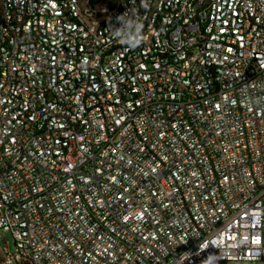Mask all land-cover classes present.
Returning <instances> with one entry per match:
<instances>
[{
    "label": "built area",
    "instance_id": "1",
    "mask_svg": "<svg viewBox=\"0 0 264 264\" xmlns=\"http://www.w3.org/2000/svg\"><path fill=\"white\" fill-rule=\"evenodd\" d=\"M0 230L24 264H264V0H0Z\"/></svg>",
    "mask_w": 264,
    "mask_h": 264
},
{
    "label": "clouds",
    "instance_id": "2",
    "mask_svg": "<svg viewBox=\"0 0 264 264\" xmlns=\"http://www.w3.org/2000/svg\"><path fill=\"white\" fill-rule=\"evenodd\" d=\"M117 24L119 26L113 27L111 34L121 43L135 48L142 42L143 37L141 33L143 26L134 16H128L125 12L117 17Z\"/></svg>",
    "mask_w": 264,
    "mask_h": 264
},
{
    "label": "rangeland",
    "instance_id": "3",
    "mask_svg": "<svg viewBox=\"0 0 264 264\" xmlns=\"http://www.w3.org/2000/svg\"><path fill=\"white\" fill-rule=\"evenodd\" d=\"M94 1V0H93ZM96 4L104 7H112L114 0H96ZM18 258L17 249L11 234L6 230H0V264H24Z\"/></svg>",
    "mask_w": 264,
    "mask_h": 264
},
{
    "label": "trees",
    "instance_id": "4",
    "mask_svg": "<svg viewBox=\"0 0 264 264\" xmlns=\"http://www.w3.org/2000/svg\"><path fill=\"white\" fill-rule=\"evenodd\" d=\"M93 2H96V0H94Z\"/></svg>",
    "mask_w": 264,
    "mask_h": 264
}]
</instances>
